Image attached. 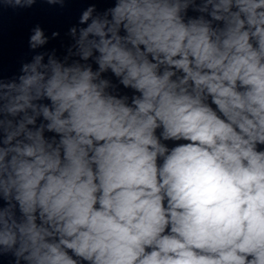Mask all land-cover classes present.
Listing matches in <instances>:
<instances>
[{"label": "clouds", "instance_id": "9594fccd", "mask_svg": "<svg viewBox=\"0 0 264 264\" xmlns=\"http://www.w3.org/2000/svg\"><path fill=\"white\" fill-rule=\"evenodd\" d=\"M103 3L0 66V264H264V0Z\"/></svg>", "mask_w": 264, "mask_h": 264}]
</instances>
